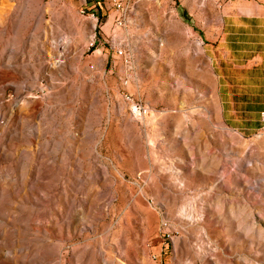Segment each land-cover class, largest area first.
<instances>
[{
  "label": "rangeland",
  "instance_id": "374dc122",
  "mask_svg": "<svg viewBox=\"0 0 264 264\" xmlns=\"http://www.w3.org/2000/svg\"><path fill=\"white\" fill-rule=\"evenodd\" d=\"M211 3L0 0V264H264V144L222 122Z\"/></svg>",
  "mask_w": 264,
  "mask_h": 264
},
{
  "label": "crops",
  "instance_id": "0c3cea01",
  "mask_svg": "<svg viewBox=\"0 0 264 264\" xmlns=\"http://www.w3.org/2000/svg\"><path fill=\"white\" fill-rule=\"evenodd\" d=\"M211 5L218 29L209 58L222 122L262 148L264 0H212Z\"/></svg>",
  "mask_w": 264,
  "mask_h": 264
},
{
  "label": "built area",
  "instance_id": "2783aa9c",
  "mask_svg": "<svg viewBox=\"0 0 264 264\" xmlns=\"http://www.w3.org/2000/svg\"><path fill=\"white\" fill-rule=\"evenodd\" d=\"M112 7L117 11V13L114 16V23L115 25H120L122 23L123 15L128 7L129 0H109ZM93 41L89 43V45H92ZM120 53V50H118ZM147 113V108L142 104H136L132 108V114L136 115L138 118L144 116ZM260 118L262 122L264 123V111L260 112Z\"/></svg>",
  "mask_w": 264,
  "mask_h": 264
}]
</instances>
